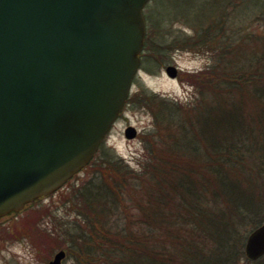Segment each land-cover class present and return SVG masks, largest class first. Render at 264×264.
<instances>
[{
    "label": "trees",
    "instance_id": "obj_1",
    "mask_svg": "<svg viewBox=\"0 0 264 264\" xmlns=\"http://www.w3.org/2000/svg\"><path fill=\"white\" fill-rule=\"evenodd\" d=\"M170 5L162 43L149 48L147 34L144 49L160 63L173 50L211 63L193 76L188 103L128 99L153 114L145 161L136 171L103 146L91 177L72 187L82 221L66 234L78 264H241L248 234L264 223V0Z\"/></svg>",
    "mask_w": 264,
    "mask_h": 264
},
{
    "label": "water",
    "instance_id": "obj_2",
    "mask_svg": "<svg viewBox=\"0 0 264 264\" xmlns=\"http://www.w3.org/2000/svg\"><path fill=\"white\" fill-rule=\"evenodd\" d=\"M149 1L0 0V221L93 160L139 71ZM137 134L125 130L127 139ZM245 254L264 255V224ZM65 258L60 250L48 264Z\"/></svg>",
    "mask_w": 264,
    "mask_h": 264
},
{
    "label": "rangeland",
    "instance_id": "obj_3",
    "mask_svg": "<svg viewBox=\"0 0 264 264\" xmlns=\"http://www.w3.org/2000/svg\"><path fill=\"white\" fill-rule=\"evenodd\" d=\"M172 1L167 0L155 7H148V4L144 9L147 34L151 38L149 48H156L162 43L161 34L167 30H161L158 24L163 15L168 13V9L169 13L171 12ZM171 14L172 12L170 16ZM149 19L152 22L148 21ZM179 24L173 26V33L180 30ZM181 31L184 32L182 29ZM149 48L142 54L140 71L135 77L131 95L142 93L143 101H146V95H157L182 103L190 102L195 97L196 85L193 76L198 77L207 69L211 57L205 52L173 50L169 51L163 63H160L154 59L153 54H149ZM168 66L178 69L176 78L166 74ZM129 126L135 127L138 132L134 139L125 137V130ZM153 129L154 118L151 110L145 104L131 103L125 106L101 148L104 146L106 150L128 163L132 169L140 171L146 156L144 139ZM101 148L95 158L102 156ZM92 172L91 168H86L58 192L38 200L15 216L3 219L0 223V264H47L60 250L67 253L63 264H78L76 251L66 233L79 227L82 219L77 217L68 200L73 192L72 187L87 181ZM247 263L249 261L246 257L241 264Z\"/></svg>",
    "mask_w": 264,
    "mask_h": 264
}]
</instances>
